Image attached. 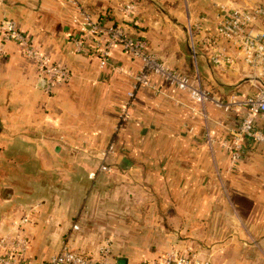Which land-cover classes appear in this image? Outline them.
<instances>
[{"label": "crops", "instance_id": "crops-1", "mask_svg": "<svg viewBox=\"0 0 264 264\" xmlns=\"http://www.w3.org/2000/svg\"><path fill=\"white\" fill-rule=\"evenodd\" d=\"M80 1L108 23H125L172 68L190 77L198 69L203 86L224 101L243 100L264 86L261 69L250 66L238 47L223 38L203 43L214 38L224 10L256 7L264 0H136L132 17L123 12L132 0ZM77 16L69 0H0V20H15L71 74L48 92L36 63L15 42H7L0 55V239L20 232L28 239L27 256L39 261L56 254L68 236L82 252L114 238L118 260L136 264L147 252L137 235L140 225H152L142 229L168 244L174 231L164 223L171 213L181 222L182 243L194 237L200 258L209 264H264V145L247 141L233 165L220 141L240 122V109L226 112L211 101L203 104L153 76L156 88L137 92L116 133L141 61L121 46L104 66L97 55L76 52L71 37L79 33ZM189 21L201 24L198 68ZM216 50L232 63L212 64ZM256 124L264 129V118ZM111 144L105 163L121 175L103 173L91 181L89 171ZM129 175L148 176L150 182L145 188L131 183ZM144 190L149 210L142 218L132 212L140 210L136 199ZM77 221L79 228L72 230ZM151 248L161 254L158 244Z\"/></svg>", "mask_w": 264, "mask_h": 264}, {"label": "built area", "instance_id": "built-area-1", "mask_svg": "<svg viewBox=\"0 0 264 264\" xmlns=\"http://www.w3.org/2000/svg\"><path fill=\"white\" fill-rule=\"evenodd\" d=\"M69 2L78 10V16L74 18V22L78 25L79 33L71 37V43L76 52L95 54L100 59L101 66H104L111 59L114 48L121 46L141 61L140 70L133 76V88L128 92V101L121 109L123 121L129 117L137 92L144 88H156L152 78L157 76L178 89L188 92L203 104L211 101L226 112L233 107L240 109L241 119L238 125L230 130L229 135L220 138L222 145L230 154L233 165L241 160L247 141L264 145V129L256 124L257 118H264V86L259 87L255 93L247 95L243 100L224 101L203 86L198 69L193 77L181 73L155 54L147 40L129 31L125 23H108L105 18L96 16L84 7L80 0H69ZM135 11L136 0L123 6V12L127 17H132ZM258 21L263 28L255 26ZM200 29L201 24L189 21L187 34L196 68H198L200 49L197 34ZM217 38H223L238 47L245 61L252 67L260 68L264 74V5L224 10L217 22L214 38L204 41V46L213 45ZM10 41L15 42L19 49L36 63L39 76L45 80L48 92H51L56 84L70 78L69 70L52 62L51 58L19 29L15 20L2 18L0 20V55L6 54L5 44ZM211 61L216 66H222L223 62L232 63V58L216 50L211 54ZM114 67L115 70H123V68ZM208 136L214 141L212 134L209 133ZM114 146L111 144L107 150L101 152L103 160L113 152ZM109 169L106 163H102L99 167L100 172ZM95 175L96 171L90 172V176ZM28 222L29 218H24L20 229L22 230ZM78 228L77 224L74 225V229ZM28 247L27 237L20 232L5 234L0 239V264H129L119 261L108 245L102 246L99 255L94 257L65 242L56 254L47 260L39 261L27 256ZM136 264H201V261L196 254L190 252L186 254L171 252L156 259L141 260Z\"/></svg>", "mask_w": 264, "mask_h": 264}, {"label": "rangeland", "instance_id": "rangeland-1", "mask_svg": "<svg viewBox=\"0 0 264 264\" xmlns=\"http://www.w3.org/2000/svg\"><path fill=\"white\" fill-rule=\"evenodd\" d=\"M130 113L131 112H129V115H130ZM126 121V120H125ZM125 121H123V118L121 117V115H120V123L117 125V127L115 128V132L116 133H118V131L120 130V128L122 129L123 128V124H124V122ZM114 138V137H113ZM112 141H114V139L112 140ZM100 158H99V161L101 160V162L98 164V166H95L93 169H91L90 171H89V173H88V178L91 180V181H96L97 180V178L101 175V174H103V173H105V174H110V176H115V175H117V177H119L120 175H121V170H119V169H116L115 168V165H109V164H107L108 166H109V170H107V171H105V172H100L99 171V167H100V165L102 164V163H105V160H103L102 159V157H101V152H100ZM94 171H96V175L95 176H90V172H94ZM131 183H134V182H136V181H138V182H140V184L143 186V185H145V188L147 187L146 186V184H149V177L148 176H143V178H141V179H139V180H135L134 178H133V176L132 175H129L128 177H126ZM117 180V179H116ZM143 194H144V196L143 197H140V196H137V199L136 200H138L139 201V204H140V210H138L137 208V210H136V212H135V210H134V212H132V214H136V215H139V217H142V218H144V217H147V215H146V213H144V211L146 212L147 210H149L147 207H146V205H148L149 204V191L148 190H144L143 191ZM132 207V206H131ZM127 210L129 209V208H126ZM133 209L131 208L130 209V211H132ZM130 211H129V213H130ZM139 213V214H138ZM168 218H167V220H165V223H164V226L166 227V229H169V230H172V231H174V232H172V239L170 240L171 242H169L168 244H167V242L166 243H164L162 240H160L159 238H156L154 235H153V233L152 232H146V231H144L142 228H145V227H147V228H149V231H150V229H151V227H152V225H150V224H148V223H142L141 225H140V230H141V233H138L137 235H139V237H140V239H139V242L147 249V252L146 253H144V255H142L141 256V259L139 260V261H141V260H145V259H147V260H152V259H156V258H159V257H161V256H163V255H165L166 253H171V252H177L178 254H186V253H191V254H196L197 256H198V258H199V260L201 261V264L203 263V262H207V261H205V260H202L201 258H200V256H201V252H200V250H199V248H197V243H196V239H194V237H192V238H188V239H186V242L185 243H182L183 241H182V237H181V222L180 221H177V218H176V216L175 215H172L171 213H168V216H167ZM79 224L78 223V221L77 222H74L73 223V228H72V230L74 229V225L75 224ZM75 230V229H74ZM185 234V233H184ZM192 236H194L193 234H192ZM185 241V240H184ZM189 241V243H187ZM65 242H69L70 243V236H68V238H66L65 240H64V242L62 243V246H63V244L65 243ZM99 244H98V247H97V249L96 250H87L86 251V253H88V254H91V255H93L94 257H97L98 255H99V252H100V249H101V247L102 246H104V245H108V246H110L111 247V249H112V252H113V254L115 255V257H118L119 256V254L120 253H118L116 250H115V245H114V238H108V237H106V238H103V239H100L99 241ZM71 243H72V241H71ZM70 243V244H71ZM152 244H156V246H157V244H158V250H160L159 252H158V254H160L159 256H157V254H152L151 252H152V248H151V245ZM196 245V246H195ZM61 246V247H62ZM75 246V245H74ZM61 247H60V249H61ZM59 249V250H60ZM58 250V251H59ZM57 251V252H58Z\"/></svg>", "mask_w": 264, "mask_h": 264}, {"label": "water", "instance_id": "water-1", "mask_svg": "<svg viewBox=\"0 0 264 264\" xmlns=\"http://www.w3.org/2000/svg\"><path fill=\"white\" fill-rule=\"evenodd\" d=\"M44 83H46L45 80H44Z\"/></svg>", "mask_w": 264, "mask_h": 264}]
</instances>
